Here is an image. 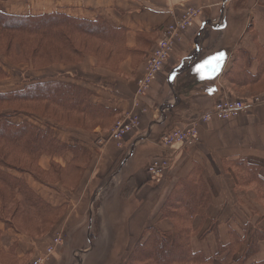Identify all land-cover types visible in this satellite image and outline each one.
Returning a JSON list of instances; mask_svg holds the SVG:
<instances>
[{"label":"crops","instance_id":"1","mask_svg":"<svg viewBox=\"0 0 264 264\" xmlns=\"http://www.w3.org/2000/svg\"><path fill=\"white\" fill-rule=\"evenodd\" d=\"M188 10L198 12L192 25L176 40L150 89L139 94L138 81L164 30ZM0 12L18 17L64 13L102 21L122 36L105 45L103 61L86 54L76 65L36 70L0 61L7 73L0 79V93L22 90L29 80L66 81L88 90L94 105L115 113L104 127L91 130L34 118L36 126L51 130L70 149L42 156L40 168L49 172L52 164L66 169L75 163L73 176L80 178L66 185L58 176L47 184L24 177L36 196L61 213L51 216L46 234L32 237L1 220L0 206V264H29L57 236L64 244L46 264H106L93 247L72 249V242L86 239L123 240L126 253L116 250L114 264H126L153 230L173 233L176 221L163 212L192 181L200 183L209 202L198 208L204 215L186 222L191 251L199 254L189 264H264V239L254 240L258 231L264 233V105L249 107L238 118L199 124L198 146L165 148L160 142L211 112L223 98L249 100L264 93V0H0ZM220 53L217 71H197ZM127 114L138 116L140 126L119 146L112 129ZM162 158L170 168L154 178L148 167ZM250 249L255 250L248 254Z\"/></svg>","mask_w":264,"mask_h":264},{"label":"trees","instance_id":"2","mask_svg":"<svg viewBox=\"0 0 264 264\" xmlns=\"http://www.w3.org/2000/svg\"><path fill=\"white\" fill-rule=\"evenodd\" d=\"M121 37L119 30L99 20L90 22L64 13L18 17L0 12V61L12 66L28 65L36 70L53 64L76 65L86 54L103 61L108 55L103 51L105 45H113ZM6 77L7 73L0 67V79ZM27 83L22 90L0 93V206L1 220L11 227L25 231L18 222L34 221L36 225L32 232L35 234L30 235L33 237L46 234L51 216L57 218L61 212L36 196L24 177L31 175L47 184L53 176H58L66 185L68 182L75 184L80 178L73 176L75 163L66 169L52 164L49 172L40 168L42 156L63 155L70 149L55 140L51 130L36 126L34 118H51L62 125L67 124L49 116L47 111L51 110L52 114L76 116L86 125L81 128L91 130L98 125L104 127L115 113L94 105L90 101L91 93L73 83H36L35 80ZM12 119L20 122H12ZM75 151L84 154L81 149ZM208 202L199 182L183 184L177 203L163 212L164 218L176 221L173 233L153 230L150 237L130 253L126 264H189L196 261L199 254L191 251L192 230L186 222L197 214L204 215L205 210L198 208ZM183 208L186 209L181 210ZM258 233L254 240L264 239V233ZM254 250H248V254Z\"/></svg>","mask_w":264,"mask_h":264},{"label":"built area","instance_id":"3","mask_svg":"<svg viewBox=\"0 0 264 264\" xmlns=\"http://www.w3.org/2000/svg\"><path fill=\"white\" fill-rule=\"evenodd\" d=\"M196 11L188 10L185 15L168 26L162 38L159 40L157 46L150 55L145 73L138 81V93L143 94L150 89L154 79L163 70L165 63L174 50L176 40L180 38L191 25L194 18L197 16ZM264 105V93L259 94L249 100L223 98L219 101L211 112L202 114L190 125L184 128L174 129L165 134L161 138V145L165 148H192L201 144V135L199 124L208 123L213 119L227 121L238 118L244 114L249 107H261ZM140 126L139 117L135 114H127L118 120L112 129V139L122 145L123 139L134 132ZM170 168L168 160L162 158L154 161L149 167L148 172L155 178L164 175ZM62 238L60 236L53 239L51 245L39 257L32 260L29 264H46L50 262L57 248L62 245Z\"/></svg>","mask_w":264,"mask_h":264},{"label":"rangeland","instance_id":"4","mask_svg":"<svg viewBox=\"0 0 264 264\" xmlns=\"http://www.w3.org/2000/svg\"><path fill=\"white\" fill-rule=\"evenodd\" d=\"M105 50L106 49H103V51H105ZM47 112H48V115L49 116L52 115V117L54 116L56 119H60L63 124L64 123H67V124H64V125H69V126L79 127V128L86 126L82 122H80L78 120L79 118H77L76 116L75 117L74 116L67 117V116H63V115H61L59 113H56V114L53 113L52 114L51 110H49ZM19 224L22 225V226H24L25 231L28 232L27 234H29V233H30L29 235L35 234L34 232H32V230L34 229L33 226L35 224L34 221L18 222V225ZM38 226H41V224L38 223ZM46 231L47 230H45V232ZM92 234H95V232L92 231ZM118 239H123V237L122 236H119L117 238V240ZM63 240L65 241L64 238H63ZM64 241H63V244H64ZM125 246H126V244L123 243V240L117 241L116 244L113 243V242H108V241L98 243L96 241V239H93V240H90V241L86 239V240H84L81 243H77L76 241H74V242L71 243L72 249L75 248V247H80V248H84V247L87 248V247H89L90 249H92V247H93V250L96 253L97 252L100 253L101 260H102V258H105L106 264H114L117 261H119L118 258L117 259L114 258V252H116V250H117L122 255H125V253H126V247ZM116 248H119V250L116 249Z\"/></svg>","mask_w":264,"mask_h":264},{"label":"snow or ice","instance_id":"5","mask_svg":"<svg viewBox=\"0 0 264 264\" xmlns=\"http://www.w3.org/2000/svg\"><path fill=\"white\" fill-rule=\"evenodd\" d=\"M223 53L218 54L215 57L210 58L204 64H202L199 68H197L198 72H204L210 70L211 72H215L220 67V62L223 59Z\"/></svg>","mask_w":264,"mask_h":264}]
</instances>
